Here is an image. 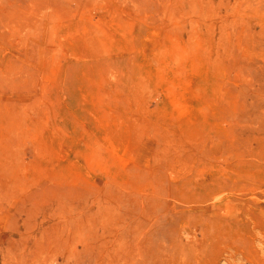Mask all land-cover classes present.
Returning <instances> with one entry per match:
<instances>
[{"label":"rangeland","instance_id":"rangeland-1","mask_svg":"<svg viewBox=\"0 0 264 264\" xmlns=\"http://www.w3.org/2000/svg\"><path fill=\"white\" fill-rule=\"evenodd\" d=\"M0 264H264V0H0Z\"/></svg>","mask_w":264,"mask_h":264}]
</instances>
